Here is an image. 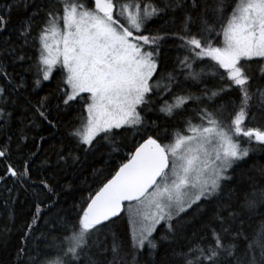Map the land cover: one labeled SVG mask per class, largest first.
I'll return each instance as SVG.
<instances>
[{
	"label": "snow or ice",
	"instance_id": "snow-or-ice-1",
	"mask_svg": "<svg viewBox=\"0 0 264 264\" xmlns=\"http://www.w3.org/2000/svg\"><path fill=\"white\" fill-rule=\"evenodd\" d=\"M156 20L160 25L149 30ZM169 40L184 55L157 80ZM57 71L56 89L33 101L32 94ZM22 73L34 77L31 91ZM206 76L216 86L193 96L185 83L206 84ZM257 77L264 81V0H5L0 181L11 179L25 191L38 184L50 202L36 203L18 245L0 264H139L145 250L147 264H264V164L242 167L253 153H264V87L253 88ZM161 81H167L163 87ZM233 92L238 105L229 99L209 110L208 102ZM189 102L203 105L195 110L199 123L185 119L183 128L161 130L157 120L147 119L152 112L174 119ZM61 113L74 115L57 138ZM250 116L259 126H246ZM45 125L52 130L47 136H29ZM129 131L142 142L128 151L126 162L104 174L103 166L94 165L100 160L107 165L105 156L126 146ZM29 140L35 150L26 151ZM49 140L40 166L51 171L32 180L34 159ZM88 168L90 176L81 184L91 179L97 188L77 197L83 189L75 181ZM8 192L2 207L14 221L16 197L11 188ZM125 202L127 249L110 229ZM54 208L35 237L42 213ZM204 216L203 235L178 245L187 227ZM257 218V229L250 231ZM10 233L7 223L0 226V249L10 247Z\"/></svg>",
	"mask_w": 264,
	"mask_h": 264
},
{
	"label": "trees",
	"instance_id": "trees-1",
	"mask_svg": "<svg viewBox=\"0 0 264 264\" xmlns=\"http://www.w3.org/2000/svg\"><path fill=\"white\" fill-rule=\"evenodd\" d=\"M228 2L231 3L232 0H228ZM4 3H5V0H0V5H2ZM229 11H230V9H229ZM16 17H17V14L14 13L13 19L15 20ZM160 23H161V21H159V20L149 22L148 29L155 31V29L160 25ZM143 34L148 35L149 32L145 31ZM2 35L7 36L8 33L5 32ZM11 38L14 40L16 38L15 34H13ZM174 44H175V42L171 41V40L166 41L164 44L167 62L162 64L160 71L155 74L157 80L160 78V75L162 73H167L168 71H171V68L173 67V60L178 54L181 57L184 55L182 52H180V53L177 52L176 48L173 46ZM25 51L28 53V55H32V56L35 55V53L30 49H26ZM25 66H27V65L25 64ZM12 67L13 66L9 67V71H12ZM14 67H16V70L18 72L20 71L19 62ZM252 67L255 68L256 65L253 64ZM197 70H199V68H197ZM22 74L28 80V83L30 86L29 91H31V82H32L34 77L32 76V74H29V73H22ZM59 79H60V73H59V71H57L50 81L44 82L41 88L36 89V91L32 94V97H31L33 99V101L39 99L42 96L47 95L50 91H54L56 89V85H57V82L59 81ZM205 81H206V84H200L198 86L194 85L191 81H188L185 83V87L188 88V90L193 94V96H199V95H201V90L205 86H207L210 90H212V89H214V87L216 86V83H217L216 80L212 79L210 76H206ZM155 82H156V80H153V83H155ZM166 82L167 81H161V87H163V85ZM252 84H253V88H255L256 86L264 87V81L260 80L258 77L253 79ZM164 99L171 101L172 97L170 95H166L164 97ZM229 99H233L236 101L237 105L239 104L238 93L233 92V93H230L229 95L223 97L222 99H217L215 104H213L212 102H208L209 110H212L216 105H218L222 102L228 101ZM56 103H58V101L56 100L55 96H53L51 98V101H50L52 117L57 116V112L55 111V108H54ZM162 103H163L162 100L159 101L157 103L156 107L159 108L160 104H162ZM255 105H256V101L253 100V112L258 117L259 113L255 112ZM77 107H79V105H77ZM199 107H203V105H199L196 102H189L187 104V107L183 110V113L181 115H178L174 119H166L162 114H160L158 112L149 113L147 116V119H148V121L157 120V122L160 124L161 130L166 126H174L175 128L180 129V128L184 127L183 121L185 119H191L193 123H199V120L196 119L197 112L195 111ZM70 115H74V113L69 114V115H66L63 113L60 114L61 123H60V128L57 132V138H59V136H62L64 134L65 122L69 120ZM250 117H249V123L246 126H248V127L259 126L255 121H253V122L250 121L251 120ZM38 123H40V122L38 121ZM50 131H52V130L48 129L45 125V126L40 127V128H33L32 131H30L29 136L30 137L35 136L36 139H38L39 135L47 136ZM150 131H151V129H150ZM152 134H155V132L152 131ZM124 135L128 137V139H126L124 142V144L126 146L122 145L121 151L112 153L110 159L108 156H105L104 159L109 160V163L107 165L104 164L103 160H100L99 162H97L94 165L97 168L103 166L105 168L104 174H107L109 171H114L115 169H117L119 164L126 160L128 151L133 150L134 145L137 144L138 142L142 141V140H140L139 137H136V139L133 140L132 139V135H133L132 131H129V132L125 133ZM51 142L52 141L49 140L47 143H45L44 148H42L40 151L39 157L34 159L35 169L33 170L32 174H31L32 180H38V177H39L41 172L46 175L49 171H51V169L49 167L41 168V166H40L41 160L44 159V150L47 149L48 144ZM0 143H2V140H0ZM26 143L28 144V148L26 149V151L35 150V149H32V147H31V140H29ZM13 147H15V145H13ZM103 151L105 153H107L109 151V149L104 148ZM18 155H19L18 153H14L13 154V160H15ZM21 163H22V161H21ZM254 163L255 164H264V153L259 152V151L253 153L251 155L250 159L248 160L247 165H244L242 167L246 168V167H248ZM239 171H240V169H237V172H239ZM90 173H91V168H88L75 181V183L77 185H80V187L83 189L82 193L80 191H78L76 193L77 197H79L81 194H83L84 196H87L89 194V191H91L94 194V191L97 188V184L93 183L91 179H89L86 184H81V181L84 179V177L90 176ZM2 174H3V164H0V175H2ZM66 182L67 181H62L61 183H66ZM88 184L92 185L91 189L88 188V186H87ZM9 188L12 189L11 195L16 197V202L13 206L15 209L14 221L8 219V213L2 207L3 203H4V197H7L9 195V192H8ZM33 188L36 189L35 192L32 191ZM60 199H61V201H63L64 196L61 195ZM39 200H43L44 204H47L50 202L49 200L44 199L43 193H41L40 188L38 187V184H32V187L28 188V190L25 191L23 188H20L18 184L14 186L13 181L11 179L6 178V181H0V226H3L5 223H7L8 226L11 228V233H10V237H9L10 247L8 249H0V258L7 260L9 253L18 245V243L20 241V236L23 234V228L21 226L32 219L33 214L36 212V203ZM126 206H127V204L125 205V211L120 216V218L114 219L112 225L110 226L111 231H114L115 233H117L120 236V238L123 239L125 249H127V247H128V228H129ZM42 207H43V205H42ZM60 207L66 208L67 205L66 204H58L57 208H60ZM55 211H56V209L54 208L51 210V212H49L48 210H45L42 213V218L40 219L39 225H38L35 233L33 234L35 237H39L40 232L44 230L45 220L47 218H49L52 213H55ZM206 219H207V217L204 216V217H199L195 221H193V223L187 227L186 232L183 235V238H181L178 241V245H187L190 241L193 240L194 234H195V236H202L203 232L201 231V223ZM258 223H259V218H257V220L251 221L252 227H251L250 231L254 232L258 227ZM161 231H163V229H161ZM160 234H161V232H157L155 235L159 236ZM29 243L31 244L32 241H29ZM146 257H147V250H145L144 256H142L140 258L139 264H147Z\"/></svg>",
	"mask_w": 264,
	"mask_h": 264
},
{
	"label": "bare ground",
	"instance_id": "bare-ground-1",
	"mask_svg": "<svg viewBox=\"0 0 264 264\" xmlns=\"http://www.w3.org/2000/svg\"><path fill=\"white\" fill-rule=\"evenodd\" d=\"M200 67H201V65H197V68H200ZM155 83H156V82H155ZM155 83H154V84H155ZM250 119H251L250 121L253 122V119H252L251 117H250ZM133 150H134V149H133Z\"/></svg>",
	"mask_w": 264,
	"mask_h": 264
},
{
	"label": "water",
	"instance_id": "water-1",
	"mask_svg": "<svg viewBox=\"0 0 264 264\" xmlns=\"http://www.w3.org/2000/svg\"><path fill=\"white\" fill-rule=\"evenodd\" d=\"M142 142V141H141ZM124 162H126V160L124 161ZM119 167V166H118ZM127 204V202H125V205Z\"/></svg>",
	"mask_w": 264,
	"mask_h": 264
}]
</instances>
